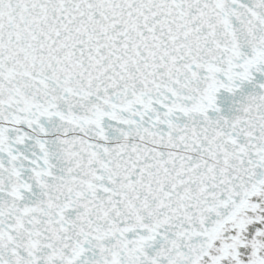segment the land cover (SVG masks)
<instances>
[{"label":"snow or ice","instance_id":"obj_1","mask_svg":"<svg viewBox=\"0 0 264 264\" xmlns=\"http://www.w3.org/2000/svg\"><path fill=\"white\" fill-rule=\"evenodd\" d=\"M0 264H264V0H0Z\"/></svg>","mask_w":264,"mask_h":264}]
</instances>
